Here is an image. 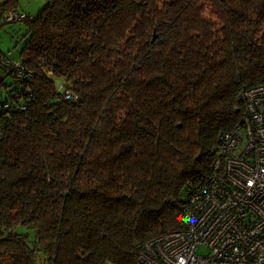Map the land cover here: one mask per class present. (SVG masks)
<instances>
[{
  "label": "trees",
  "instance_id": "obj_1",
  "mask_svg": "<svg viewBox=\"0 0 264 264\" xmlns=\"http://www.w3.org/2000/svg\"><path fill=\"white\" fill-rule=\"evenodd\" d=\"M18 8L1 1L0 17ZM27 15L17 56L0 52L24 70L0 64V264H136L179 227L243 91L264 83V0H46Z\"/></svg>",
  "mask_w": 264,
  "mask_h": 264
},
{
  "label": "built area",
  "instance_id": "obj_2",
  "mask_svg": "<svg viewBox=\"0 0 264 264\" xmlns=\"http://www.w3.org/2000/svg\"><path fill=\"white\" fill-rule=\"evenodd\" d=\"M26 18L14 9L0 24ZM0 64L24 73L18 59ZM243 100L242 118L218 138L211 174L188 187L179 227L146 243L136 264H264V83L246 88Z\"/></svg>",
  "mask_w": 264,
  "mask_h": 264
},
{
  "label": "rangeland",
  "instance_id": "obj_3",
  "mask_svg": "<svg viewBox=\"0 0 264 264\" xmlns=\"http://www.w3.org/2000/svg\"><path fill=\"white\" fill-rule=\"evenodd\" d=\"M4 1V0H0ZM23 10L35 14V12L46 3V0H18ZM25 28L22 23H11L0 26V52L8 58H15L23 45ZM0 79L7 80L4 70L0 67ZM197 253L204 255L206 251L197 249Z\"/></svg>",
  "mask_w": 264,
  "mask_h": 264
},
{
  "label": "crops",
  "instance_id": "obj_4",
  "mask_svg": "<svg viewBox=\"0 0 264 264\" xmlns=\"http://www.w3.org/2000/svg\"><path fill=\"white\" fill-rule=\"evenodd\" d=\"M18 1V0H17ZM18 3H19V8L18 9H20V10H22V11H24L25 13H28V14H31V15H34L33 13H31V12H27V11H25V10H23V8L20 6V2L18 1ZM6 74V73H5ZM1 80V79H0ZM4 82H7L6 80H4Z\"/></svg>",
  "mask_w": 264,
  "mask_h": 264
}]
</instances>
